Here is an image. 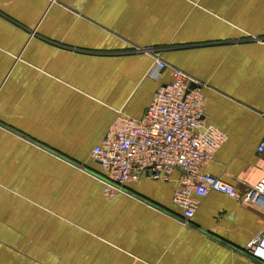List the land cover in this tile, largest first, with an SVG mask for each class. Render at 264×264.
I'll list each match as a JSON object with an SVG mask.
<instances>
[{"label":"crops","instance_id":"1","mask_svg":"<svg viewBox=\"0 0 264 264\" xmlns=\"http://www.w3.org/2000/svg\"><path fill=\"white\" fill-rule=\"evenodd\" d=\"M201 85L226 140L201 171L189 222L172 203L181 172L110 197L92 149L118 115L140 119L164 69ZM150 73V74H149ZM264 0H0V264H264Z\"/></svg>","mask_w":264,"mask_h":264},{"label":"built area","instance_id":"2","mask_svg":"<svg viewBox=\"0 0 264 264\" xmlns=\"http://www.w3.org/2000/svg\"><path fill=\"white\" fill-rule=\"evenodd\" d=\"M168 69L170 81L158 88L140 119L118 115L106 137L92 149V157L106 174L100 178L104 194L115 197L125 186L146 177L166 182L175 170L181 172L172 203L186 222L192 219L198 199L209 192L238 198L233 186L201 171L213 160L226 135L203 117L201 85L179 68L154 58L152 74ZM190 85L194 88L189 89ZM264 152V136L257 147ZM244 202L264 206V179L242 197ZM245 251L264 263V235Z\"/></svg>","mask_w":264,"mask_h":264},{"label":"water","instance_id":"3","mask_svg":"<svg viewBox=\"0 0 264 264\" xmlns=\"http://www.w3.org/2000/svg\"><path fill=\"white\" fill-rule=\"evenodd\" d=\"M192 88H194V85H190L189 89H192Z\"/></svg>","mask_w":264,"mask_h":264}]
</instances>
